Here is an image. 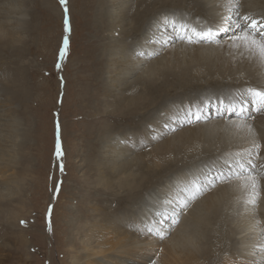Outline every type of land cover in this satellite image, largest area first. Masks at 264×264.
Listing matches in <instances>:
<instances>
[{
    "label": "rangeland",
    "instance_id": "1",
    "mask_svg": "<svg viewBox=\"0 0 264 264\" xmlns=\"http://www.w3.org/2000/svg\"><path fill=\"white\" fill-rule=\"evenodd\" d=\"M106 4V0H71L65 6L60 0L10 4L23 10L25 17L17 36H0V114L5 115L0 123V146L6 148V160H12L5 169L7 177L18 179L15 187L0 180V197L4 198V206L0 205V264H104L106 258L108 264H114L111 255L122 251L98 241L91 243L94 238L87 236L86 224L103 225L111 219L109 224L128 231L121 219L138 214L145 193L152 195L163 181L169 182L181 171L219 159L210 156L213 151L187 153L188 144L165 154H156L155 149L168 141L166 124L185 123L184 103L202 94H227L238 88L227 86L214 64L193 58L196 50L188 49L169 51L163 69L147 72L146 77L142 74V78L137 74L126 79L124 86L125 79L118 83L112 81L114 77L108 79L107 65L115 48L131 58H139L138 53L147 49L136 45L140 26L127 27L131 11L127 19L122 18L121 26L111 29L117 41L111 42L107 34L112 12ZM165 7L167 16L180 12ZM65 36L69 43L66 56L60 59ZM136 92L138 110L134 111L128 107V98ZM175 110L180 116L172 120L169 115ZM153 125H158V134L161 130L165 134L154 142L151 138L142 141L135 151L141 162L135 160L129 168L121 165L113 171L99 160L102 143L112 142L115 135L128 141L143 127L154 136ZM57 135L63 151L59 160L55 155ZM125 168L131 171L133 192L114 181L110 189L103 187V179L112 180ZM130 195L134 196L131 202L127 201ZM154 248L159 254L156 263L170 264L164 247Z\"/></svg>",
    "mask_w": 264,
    "mask_h": 264
},
{
    "label": "bare ground",
    "instance_id": "2",
    "mask_svg": "<svg viewBox=\"0 0 264 264\" xmlns=\"http://www.w3.org/2000/svg\"><path fill=\"white\" fill-rule=\"evenodd\" d=\"M106 1V7L112 12L109 21L110 24H113L108 28L109 39H113L111 29L121 26V22H124L122 18L129 16L131 11L130 26L127 24V27L140 26L139 33H135L140 37L136 45L147 49L144 56L131 58V54H121L122 52L120 53L119 49L115 48V53L110 56L106 71L108 79L114 77L113 82L118 83L125 79L124 86L126 82L128 83L126 79L137 74L138 78L140 75L142 78V74L146 77L147 72L155 73L166 66L164 56L169 51L182 49L184 52L188 49L186 51L193 52L196 50L194 53L196 55L192 56L193 58L203 59L206 63L209 61V64H214L217 71L220 72L219 76L228 82L226 85L238 88L233 92L264 83V66H261L258 60L250 58L247 53L242 56L240 52L226 46L182 43L175 39V34L170 28L161 23L162 18L167 16V13L163 12L167 8L165 5L180 11L171 16H186L193 23L197 20L208 21L213 24L218 23L221 16L226 12L225 0ZM13 2L18 3L19 0H0V36L6 38H11L14 34L17 36L22 30V23H24L25 14L23 10L18 11L15 7H11L10 4ZM240 5L241 13L250 14L254 17L264 15V0H240ZM170 37L172 39H169ZM165 41H167L166 44ZM111 42L117 41L113 39ZM115 45L117 46V44ZM211 60L212 62H210ZM142 80L144 81L145 78ZM138 81L140 80L138 79ZM136 94L137 92L130 94L128 98V107H132L129 109H134V111L135 109L138 110ZM206 97L209 96L202 94L196 100H192L188 104L184 103L183 108H181L182 114L190 106L195 111V106L199 105ZM176 111L169 115L172 116V120L180 116ZM4 116V114H0V123ZM251 116L252 119L247 122L255 129L256 137L262 145L261 158L257 163H264V112H252ZM237 121L238 118L232 115L227 119L213 116L205 123L187 124L185 122L174 123V125L173 122L172 124L169 123V126L178 128L176 129L178 131H171L170 128L166 130L170 133L168 141L158 144L155 149L156 154H165L175 147H180L181 150L188 144L190 146L187 153L195 154L204 151L205 154L213 151L215 153H210V156L214 154L219 159L213 160V164L207 163L204 164V167H193L188 172L181 171L173 177L171 175L172 179L169 182L163 181L162 187L155 188L152 195H148V192L145 193L140 201V206L137 207L138 214L133 217L123 216L121 219V225L127 224L130 229L128 231L124 230L122 226L109 224L111 219L103 225L90 226L91 224L87 223V236L94 238L91 239V243L95 244L98 241L108 245L111 249L122 251L120 255H111V260H115L114 264H151L153 262L157 264L156 258L159 254L154 248L155 246L164 247L163 249L168 253L166 252L165 256L161 253V256H164L170 264H264V251L260 250V246L264 245V179L259 181L258 191L260 195L257 204L255 206L247 204L249 189L244 186L243 180L237 179L235 176V172L240 170L235 166L234 154L250 148L253 137L245 128H237ZM152 129L155 130L154 136L143 127L138 134L132 135V139L128 141L124 137L117 138L118 136L115 135L116 138H112V142L102 143L98 151L99 160L105 162L108 169L113 171H117V167L121 165L129 168L135 160L141 162V156L138 155L139 153L135 154V151L141 147L142 141H149L151 138V142H154L165 134L164 130L158 134V125H153ZM5 155V146H0V180L5 185L11 184L10 186L15 187L18 179L7 177L5 169L10 166L12 160L9 163ZM226 161L228 163H225ZM228 164L232 165L231 169H229ZM221 171L224 176L231 177V179L226 182L223 180L216 181L215 177ZM130 172L129 169L125 168L120 174L113 175L112 180L103 179V187L110 189L112 181H114L115 185L128 193L133 192L134 190L130 189ZM209 180L215 181V187L195 201H191L188 208L180 210V204L190 195L192 185L194 183L206 184ZM133 198L134 196L130 195L127 201L131 202ZM0 205L4 206V198L0 197ZM174 211H179V215L176 217L178 223L172 224L171 219L163 220L166 215L171 217ZM159 220H163V223L158 224L157 221ZM146 226L154 229L162 228L166 233L165 238L160 239L151 233H147L144 231ZM89 256L95 255H86V257ZM137 259L139 262L135 263ZM109 262L107 258L103 261L104 264Z\"/></svg>",
    "mask_w": 264,
    "mask_h": 264
},
{
    "label": "snow or ice",
    "instance_id": "3",
    "mask_svg": "<svg viewBox=\"0 0 264 264\" xmlns=\"http://www.w3.org/2000/svg\"><path fill=\"white\" fill-rule=\"evenodd\" d=\"M60 3L62 6H65L67 0H60ZM224 7L226 8V12L221 16L220 21L215 24L200 20L193 23L186 16H164L161 23L170 28L175 34V39L182 43L189 45L207 44L218 47L226 46L240 52L242 56L247 53L250 58L258 60L261 66H264V15L254 17L250 14L241 13L240 0H225ZM64 11V30L67 33L70 31L67 7L64 8ZM169 39H172V37ZM68 43V37L65 36L59 53L60 59L66 56ZM164 43L166 44L167 41ZM138 55L144 56L145 53L139 52ZM59 66L57 64V67ZM252 112H264V83L249 86L228 94L206 97L199 105L195 106V111H193L191 106L186 110L184 120L187 124H193L205 123L213 116L227 119L235 115L238 118L236 127L245 128L252 135L253 140L250 148L234 154L235 166L240 170L239 172H235V176L237 179L243 180L245 182L244 186L249 189V198L246 203L255 206L260 195L258 191L259 181L264 179V163H257L261 158L262 145L256 137L255 129L247 122L252 119ZM165 127L170 128L171 131L176 130L174 126L167 124ZM55 155L58 160L63 156L59 135H57ZM225 163L228 162L226 161ZM59 167L63 173V163ZM228 167L231 169L232 165L228 164ZM230 179L231 177L224 176L222 171L215 177L216 181L223 180L226 182ZM55 187L59 191L60 184L57 183ZM213 187H215V181L213 180H209L206 184L194 183L190 195L186 200L181 202L180 210L188 208L191 201H195ZM178 215L179 211H174L171 217L166 215L163 217V220L171 219V223L176 224L178 223L176 219ZM163 220H159L157 223L162 224ZM144 231L160 239H164L166 235L162 228L154 229L146 226ZM260 250L264 251V245L260 246Z\"/></svg>",
    "mask_w": 264,
    "mask_h": 264
}]
</instances>
